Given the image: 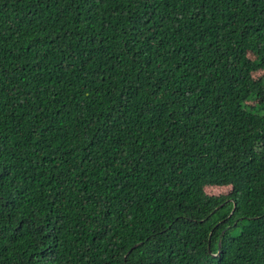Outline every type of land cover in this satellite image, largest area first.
<instances>
[{
  "label": "trees",
  "instance_id": "obj_1",
  "mask_svg": "<svg viewBox=\"0 0 264 264\" xmlns=\"http://www.w3.org/2000/svg\"><path fill=\"white\" fill-rule=\"evenodd\" d=\"M0 264H264V0H0Z\"/></svg>",
  "mask_w": 264,
  "mask_h": 264
},
{
  "label": "rangeland",
  "instance_id": "obj_2",
  "mask_svg": "<svg viewBox=\"0 0 264 264\" xmlns=\"http://www.w3.org/2000/svg\"><path fill=\"white\" fill-rule=\"evenodd\" d=\"M258 72H255L254 75H257ZM227 187H211V188H208V191L209 192H213V193H219V192H225L227 191Z\"/></svg>",
  "mask_w": 264,
  "mask_h": 264
},
{
  "label": "water",
  "instance_id": "obj_3",
  "mask_svg": "<svg viewBox=\"0 0 264 264\" xmlns=\"http://www.w3.org/2000/svg\"><path fill=\"white\" fill-rule=\"evenodd\" d=\"M219 206H221V204H219L216 208H218ZM219 244V243H218ZM219 246V245H218ZM220 252L219 247H218V251L216 253H214L215 255L218 254Z\"/></svg>",
  "mask_w": 264,
  "mask_h": 264
}]
</instances>
